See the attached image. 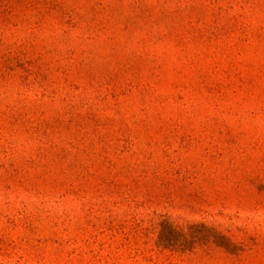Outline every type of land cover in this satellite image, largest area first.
Wrapping results in <instances>:
<instances>
[{"label":"rangeland","instance_id":"rangeland-1","mask_svg":"<svg viewBox=\"0 0 264 264\" xmlns=\"http://www.w3.org/2000/svg\"><path fill=\"white\" fill-rule=\"evenodd\" d=\"M0 264H264V0H0Z\"/></svg>","mask_w":264,"mask_h":264},{"label":"trees","instance_id":"trees-1","mask_svg":"<svg viewBox=\"0 0 264 264\" xmlns=\"http://www.w3.org/2000/svg\"><path fill=\"white\" fill-rule=\"evenodd\" d=\"M168 224V223H167ZM219 235V234H218ZM223 240H227V243L230 245L229 240L224 235H219ZM176 243V240L172 237H168L167 234H161L159 236V245L160 246H174Z\"/></svg>","mask_w":264,"mask_h":264}]
</instances>
